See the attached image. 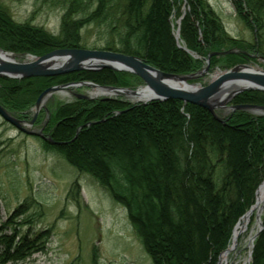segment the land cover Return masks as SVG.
Returning <instances> with one entry per match:
<instances>
[{"label":"trees","instance_id":"obj_1","mask_svg":"<svg viewBox=\"0 0 264 264\" xmlns=\"http://www.w3.org/2000/svg\"><path fill=\"white\" fill-rule=\"evenodd\" d=\"M35 1L61 11L59 31L48 32L30 19L16 22L0 4L1 49L35 56L62 48L110 50L176 74L198 71L213 52L232 51L210 56L211 68L247 63L256 56L264 59V0H231L235 16L252 32L251 41L229 36L208 0ZM182 13L176 39V20ZM85 27L94 31L90 43L81 35ZM124 75L102 69L0 77V105L29 120V109L52 84L92 80L126 86ZM233 103L264 105V92H243ZM121 104L75 100L58 106L50 137L64 143L45 141L47 149L89 174L126 209L152 264H216L264 178V116L235 110L219 120L178 99L133 105L117 113ZM88 121L97 122L74 137L76 128ZM117 140L120 146L112 147ZM135 152L149 157L138 170L131 156ZM262 226L249 264H264V215ZM13 230L11 237L0 239V263L23 260L38 250L25 236L15 241Z\"/></svg>","mask_w":264,"mask_h":264},{"label":"rangeland","instance_id":"obj_2","mask_svg":"<svg viewBox=\"0 0 264 264\" xmlns=\"http://www.w3.org/2000/svg\"><path fill=\"white\" fill-rule=\"evenodd\" d=\"M208 3L220 17L229 36L244 41L252 40V32L235 16L231 0H208ZM0 4L8 10L16 22L30 19L33 24L42 26L48 32L55 34L59 31L61 15L59 9L40 6L35 0H0ZM81 35L89 43L95 38L92 27L83 28ZM177 45L184 48L179 43ZM4 51L11 59L18 62L29 61L32 56L38 57L30 53L15 54L9 50ZM229 52L232 51L209 54L198 71L189 73L195 74V76L186 80V83L205 86L218 74L242 64L264 72V59L259 56L254 57L253 61L238 63L228 68L217 66L211 68L209 66L210 56H219ZM187 53L193 56L191 52ZM79 71L94 72L99 70L84 69ZM113 71L124 73L123 80L128 85L100 84L92 80L52 84L49 87H64L46 95L38 107L34 103V106L29 109V120L18 118L14 112L3 107L12 117L23 121L22 127L27 132L16 128L0 117V239L3 236L11 237L14 234L13 228H15L17 233L15 241H18L20 236H25L26 240L35 244L38 250L23 260H6L0 264H152L134 232L126 209L113 201L94 178L75 169L61 155L49 151L46 147L48 144L45 143L48 138H51L50 129L51 124L54 123L51 118L55 109L60 105L72 103L75 100L118 101L123 103L122 107L117 109V113H120L130 109L133 105H145L152 101H160L136 100L132 94L120 93L119 88L138 91L144 87L145 83L133 73ZM65 74H60V76ZM81 82H90L94 85H74ZM246 91L264 92L246 89L233 95L223 107L214 108L213 112L204 109L212 116L216 115L219 120L235 110L246 112L252 116H264V110H258V108H233L238 105L264 107V105L252 103L234 104L233 99ZM34 116V121L30 123ZM95 122L97 121H88L79 125L75 130L74 137L85 126ZM42 126H45L44 139L36 134ZM119 133L114 134V137L120 138ZM116 143L113 142L112 147L120 146L121 142L117 140ZM140 154L136 152L131 154L136 160L134 163L136 170L140 169L144 163L143 159H149L142 153ZM263 181L264 178L261 183ZM255 199L252 205H254ZM263 215L264 205L259 216V225L257 224V215L253 213L239 230L235 245L227 256L226 264L250 263L253 242L263 228ZM241 217L236 225L241 222ZM251 235H253V241L249 245ZM3 252L4 248L0 244V254ZM221 257L220 254L216 264H219Z\"/></svg>","mask_w":264,"mask_h":264},{"label":"water","instance_id":"obj_3","mask_svg":"<svg viewBox=\"0 0 264 264\" xmlns=\"http://www.w3.org/2000/svg\"><path fill=\"white\" fill-rule=\"evenodd\" d=\"M182 17V16H181ZM181 17L176 21L177 28L175 30V38L178 37V26ZM181 48V46H179ZM189 52L187 49L183 48ZM228 52V51H226ZM219 53V52H218ZM223 52H220L221 54ZM214 54V53H212ZM217 54V53H216ZM26 62H18L11 59L8 53L0 49V77H11L15 79L29 78L36 76H55L79 70H100L109 68L118 71H127L140 77L145 85L140 90H130L119 88L120 93L137 95L141 90L150 88L152 94L146 101L150 100H167L178 99L184 103L195 104L213 112L214 108L223 107L233 95L246 89H256L264 91V72L255 70L246 64L237 65L230 70H226L218 74L212 81L205 86H194L186 83V80L195 76V74L176 75L162 72L155 67L143 62L141 59L120 52L101 50V49H85V48H62L54 49L44 55L31 57ZM94 85L90 82L75 83L74 85ZM64 86H51L44 89L37 97L35 106L39 104L49 93L56 91ZM117 89L113 87H108ZM229 90L227 93H223ZM253 107L258 110H264L260 106L238 105L233 108ZM0 117L15 126L16 128L27 132L23 127V121L12 117L0 105ZM216 119H219L214 115ZM34 118L30 121L32 123ZM51 144H62L51 138L47 139ZM264 182V181H263ZM262 182V183H263ZM261 183V184H262ZM261 185H259L260 187ZM259 187L256 190L259 189ZM256 202V199H255ZM255 204V203H254ZM252 205L247 212L241 217H246L252 210ZM238 227H234L232 233V241L234 231ZM225 249L221 256L228 251Z\"/></svg>","mask_w":264,"mask_h":264},{"label":"bare ground","instance_id":"obj_4","mask_svg":"<svg viewBox=\"0 0 264 264\" xmlns=\"http://www.w3.org/2000/svg\"><path fill=\"white\" fill-rule=\"evenodd\" d=\"M228 91L229 90H225L223 93L225 94ZM151 94H152V92L150 91V88H146V89L141 90L137 95H135L136 98H134V99L145 101V100H147L150 97ZM263 205H264V182L261 184V186L259 187V189L257 191L256 202H255L251 212L246 217H244L241 220V222L239 223L238 227L235 229L234 236H233V241L231 242L228 251L224 255H222L219 264H226L227 263V256H228L229 252L232 250V248L235 245V241H236L237 235L239 233V230L242 229V227L245 225V223L247 222V220L249 219V217L253 213H256V215H257V224L259 225V223H260L259 216L262 213ZM252 241H253V235H251L249 237V245H251Z\"/></svg>","mask_w":264,"mask_h":264},{"label":"flooded vegetation","instance_id":"obj_5","mask_svg":"<svg viewBox=\"0 0 264 264\" xmlns=\"http://www.w3.org/2000/svg\"><path fill=\"white\" fill-rule=\"evenodd\" d=\"M44 129H45V126H42V127H40L39 128V130L36 132V134L41 138V139H44L45 137H44Z\"/></svg>","mask_w":264,"mask_h":264}]
</instances>
